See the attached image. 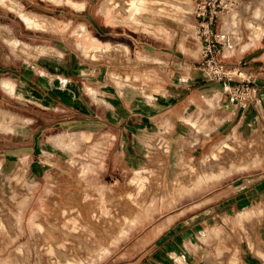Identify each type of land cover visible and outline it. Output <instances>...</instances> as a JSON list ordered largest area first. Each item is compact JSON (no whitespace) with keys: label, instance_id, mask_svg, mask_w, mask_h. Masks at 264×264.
Wrapping results in <instances>:
<instances>
[{"label":"crops","instance_id":"1","mask_svg":"<svg viewBox=\"0 0 264 264\" xmlns=\"http://www.w3.org/2000/svg\"><path fill=\"white\" fill-rule=\"evenodd\" d=\"M12 1L34 24L10 0H0V135L8 143L0 145L2 156L32 153L45 129L60 126L122 149L140 137L152 138L179 158L203 160L228 136H251L264 119V34L236 46L227 35L222 47L224 63L257 75V101L237 106L227 101L222 83L198 68L197 38L156 36L116 21L102 0ZM216 29L225 31L222 21ZM262 171L234 181L231 189L242 194L222 206L240 196L239 205H250L251 185L264 206ZM213 199L201 200L199 210L164 215L132 264H235L232 254L241 264H264V234H255L259 242L251 247L241 234L212 233L219 215L209 207Z\"/></svg>","mask_w":264,"mask_h":264},{"label":"rangeland","instance_id":"2","mask_svg":"<svg viewBox=\"0 0 264 264\" xmlns=\"http://www.w3.org/2000/svg\"><path fill=\"white\" fill-rule=\"evenodd\" d=\"M128 1L102 4L116 21L156 36L177 32L195 41L191 12L196 0H178L185 8L146 0L138 14L140 23L130 18ZM234 4L236 20H229L231 11L222 18L232 46L254 39L253 11L262 2ZM3 141L1 136L0 145L8 144ZM35 148L30 154H0V264H132L156 235L164 215L185 207L199 210L197 204L210 197L215 201L209 207L219 214L213 234H241L251 247L259 242L255 234H264V206L254 186L247 196L251 206L239 205L242 196L222 206L242 194L231 189L234 181L264 170V119L257 121L251 136L234 133L203 160L179 158L167 143L152 138L140 137L122 149L79 128L71 132L60 126L45 129ZM215 186L218 189L208 193ZM230 258L241 264L238 255Z\"/></svg>","mask_w":264,"mask_h":264},{"label":"built area","instance_id":"3","mask_svg":"<svg viewBox=\"0 0 264 264\" xmlns=\"http://www.w3.org/2000/svg\"><path fill=\"white\" fill-rule=\"evenodd\" d=\"M235 0H196L191 15L195 22L196 38L200 43L198 68L209 80L222 83L227 101L237 106L257 101L256 73L242 65H228L220 58L227 34L216 25L233 8Z\"/></svg>","mask_w":264,"mask_h":264},{"label":"bare ground","instance_id":"4","mask_svg":"<svg viewBox=\"0 0 264 264\" xmlns=\"http://www.w3.org/2000/svg\"><path fill=\"white\" fill-rule=\"evenodd\" d=\"M156 1L162 2L163 5L170 4V5H174L176 7H184V8L186 7L185 4H183L182 2H180L178 0H156ZM261 2H262V6L261 5H260L261 7L257 6L254 9V11H253V18L256 21L255 25H254V28H253V31H252L254 38L261 37L264 34V23L261 22V20L264 18V0H261ZM145 3H146V0H129L128 3H127V8L129 10V16H130L131 19L136 18L135 21L137 23L141 22L140 19H139L138 14H140L141 11L143 10V8L145 7ZM10 5H11L12 9H15L16 11L19 12V14L23 17V19L26 21V23L28 25L31 26V25L34 24V21L32 20V18L27 16V15H25V14H23V13H21L19 8L15 5V3L12 0H10ZM161 8H164V7H161ZM236 8H237V5L233 4V8H232V10L230 12L231 14L229 16V20L231 21V23H233L232 21L236 20V18H237L236 17V12H237ZM135 15H137V16H135ZM227 20H228V18H227ZM1 118L2 117H0V120H1ZM10 222H12V221H10ZM10 225H12V223ZM8 230H10V229H8ZM72 263L74 264V262H72ZM66 264H71V263L70 262H66Z\"/></svg>","mask_w":264,"mask_h":264}]
</instances>
